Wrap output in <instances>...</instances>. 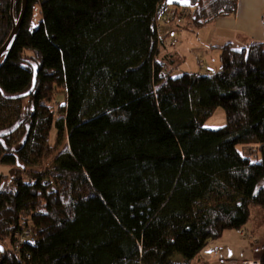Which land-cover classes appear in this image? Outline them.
<instances>
[{"label":"trees","instance_id":"obj_1","mask_svg":"<svg viewBox=\"0 0 264 264\" xmlns=\"http://www.w3.org/2000/svg\"><path fill=\"white\" fill-rule=\"evenodd\" d=\"M168 1L27 0L0 60V264H192L264 209V43L173 77L168 11L195 31L238 0ZM22 6L0 0V49ZM218 108L226 126L205 129ZM26 231L35 243L15 254Z\"/></svg>","mask_w":264,"mask_h":264},{"label":"crops","instance_id":"obj_2","mask_svg":"<svg viewBox=\"0 0 264 264\" xmlns=\"http://www.w3.org/2000/svg\"><path fill=\"white\" fill-rule=\"evenodd\" d=\"M158 34L162 39L161 59L167 60L169 64L180 62L184 65L182 73L209 75L220 69L219 48L231 45L235 50H241L251 44L264 43V0H238L235 15L220 17L193 33L185 29L183 21L176 20L169 25H163ZM190 63L193 67L189 66ZM174 74L179 75L178 72ZM224 261L246 260L221 258L218 264Z\"/></svg>","mask_w":264,"mask_h":264},{"label":"rangeland","instance_id":"obj_3","mask_svg":"<svg viewBox=\"0 0 264 264\" xmlns=\"http://www.w3.org/2000/svg\"><path fill=\"white\" fill-rule=\"evenodd\" d=\"M34 25L37 26L42 21L40 6L36 5L34 8ZM194 30H190L193 33ZM176 43V42H174ZM197 59V58H196ZM174 61V60H173ZM203 61V59H200ZM204 62V61H203ZM168 69L173 73L179 75L183 74L182 70L184 65L178 61L170 62L165 61ZM193 67V64H189ZM181 73V74H180ZM204 75V73H201ZM177 74H173L175 77ZM63 101V100H62ZM58 113V112H57ZM227 124L226 111L223 108L215 110L213 115L207 119L204 128L211 131L222 129ZM59 143V155L66 154V137H62ZM238 151L243 156L249 155L252 147L238 146ZM1 168V167H0ZM37 168V167H36ZM36 168H33L35 170ZM7 169V168H1ZM10 245V242H7ZM264 255V209L256 206L251 208V217L246 226L242 230H230L224 233L223 237L218 240H212L207 247L200 253V255L192 262V264H218L219 259L224 258L227 260H249L260 259ZM180 261V257H176Z\"/></svg>","mask_w":264,"mask_h":264},{"label":"water","instance_id":"obj_4","mask_svg":"<svg viewBox=\"0 0 264 264\" xmlns=\"http://www.w3.org/2000/svg\"><path fill=\"white\" fill-rule=\"evenodd\" d=\"M13 5H14V0H12L11 13H13ZM167 5L170 7H177V8H189L191 6V2L189 0H169L167 2ZM26 11H27V0H23V6H22V12H21L20 18L16 21L12 14L13 29H12V32L8 40L3 45V47L0 49V60H2L3 58H7L8 54L11 52L17 40L20 29L23 25ZM36 76H37V73L35 74L34 87L31 92L34 91L35 86H36ZM0 252L1 253L4 252V247L1 244H0Z\"/></svg>","mask_w":264,"mask_h":264},{"label":"built area","instance_id":"obj_5","mask_svg":"<svg viewBox=\"0 0 264 264\" xmlns=\"http://www.w3.org/2000/svg\"><path fill=\"white\" fill-rule=\"evenodd\" d=\"M173 14H174V10L171 9L168 11V13L166 14V17H165L164 25L170 24V19L172 18ZM16 236H17V239H16V242L14 243L15 246L13 249L15 254L20 253V249L24 246L25 242H28L30 244L35 243L34 238L32 237L30 231H26L23 234H21V235L18 234ZM221 264H261V262L259 260L253 259V260L245 261V262H227V261H224Z\"/></svg>","mask_w":264,"mask_h":264}]
</instances>
